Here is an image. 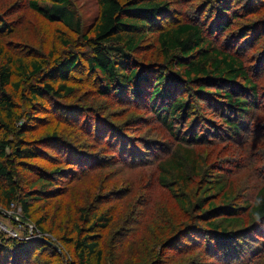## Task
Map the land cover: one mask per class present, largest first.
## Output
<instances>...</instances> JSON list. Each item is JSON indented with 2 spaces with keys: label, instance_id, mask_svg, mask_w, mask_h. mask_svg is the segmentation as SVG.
<instances>
[{
  "label": "trees",
  "instance_id": "obj_1",
  "mask_svg": "<svg viewBox=\"0 0 264 264\" xmlns=\"http://www.w3.org/2000/svg\"><path fill=\"white\" fill-rule=\"evenodd\" d=\"M96 1L98 18L82 36L87 42V50L82 53H87L84 59L89 73L100 82L97 93L124 101L122 104L126 106L148 108L171 129L177 122L182 124L186 119H192L189 122L192 131L187 135L189 140L181 139L191 146L207 142V136L214 137L217 120L225 126L222 131L225 135L221 139L230 142L264 130L263 125L258 124L257 115L264 107L260 98L262 88L252 79L249 61H245L243 56L248 49L257 48L262 43L264 60V19L232 30L235 21L253 13L260 0ZM28 4L49 22L62 21L71 31L83 34L81 20L69 0H52L51 4L44 5L29 0ZM171 17L175 18L173 22L167 20ZM11 25L0 15V34L12 32ZM150 34L158 36L163 60L158 66L145 65L136 57L135 52ZM65 43L68 46L71 42ZM0 52V203L6 210H11L12 205L21 208L22 220L13 224L22 226L24 233L13 237L0 232V264H34L36 253L46 248L55 249L49 242L34 238L36 232L45 233L43 225L47 220L44 214L35 218L34 211L38 203L62 192L63 188L55 176L62 168L50 173L39 168L36 180L26 179L19 169L28 167L25 161L37 157L39 148H54L56 144L61 145L66 161L77 165V168L68 170L70 177L88 175L96 169L97 159L94 154L65 143L56 132L40 138L34 146L27 144L28 128L25 126L31 125L32 117L37 115L34 107H46L49 100L54 104L52 109L57 110L58 119L66 122L67 116L74 113L79 119L84 116L86 128L95 124L88 120L87 111L78 104L67 106L76 91L73 81L81 79H75L76 73L82 70L80 52L69 48L65 55L55 58L51 52L41 55L28 50L18 56ZM259 66L260 63L256 65ZM176 74L182 75L184 81L180 82ZM261 76H264V66ZM187 84L194 87L189 89ZM184 86H187L188 95L180 94ZM19 98L26 106L24 111L19 110ZM64 109L67 110L62 113ZM207 112H212L215 117L208 116ZM96 123L108 126L107 122L101 123L100 120ZM97 124V136L101 135L102 140L107 137V141L115 139L107 144L113 147L120 145V155L127 153L133 167L146 165L148 159L133 156L135 149L129 147L137 143H133L120 127L110 123L108 128L101 129ZM121 132L124 137L120 136ZM144 147L149 149L147 143ZM145 150L138 149L144 157L149 154ZM172 150L169 159L160 163V181L170 187L176 202L186 212L197 207L200 223H203V226L188 223L190 226L180 230L175 237L181 241L185 236V241L190 243V233L198 234L203 241L195 242V247L205 243L206 264L264 263V183L254 197L238 200L243 197L235 195L233 189H227L230 184L228 177L222 172H204L199 163L200 155L192 147L177 145ZM245 161H248V152L241 159V162ZM260 171L264 176V168ZM73 172L74 175L71 174ZM200 173L205 183L195 202L186 197L183 190H175L174 184L182 182V187H185L191 174ZM219 195L223 197L222 207L215 203V197ZM81 212L86 226L77 224V236L68 241L73 244L82 263L95 260L96 264H102L104 253L94 230L107 227L110 217L99 212ZM244 212H247L246 216ZM257 215L259 221L255 218ZM246 218L249 219L248 224L245 223ZM29 221L36 225L31 238L25 231Z\"/></svg>",
  "mask_w": 264,
  "mask_h": 264
},
{
  "label": "rangeland",
  "instance_id": "obj_2",
  "mask_svg": "<svg viewBox=\"0 0 264 264\" xmlns=\"http://www.w3.org/2000/svg\"><path fill=\"white\" fill-rule=\"evenodd\" d=\"M36 1L44 5L51 4L52 0ZM69 1L81 20L82 35L71 31L62 21L49 22L29 7V0H0V15L7 22L12 23L13 30L7 34H0V50L7 51L13 56L28 50L37 51L41 55L51 52L53 58L65 55L69 48L80 52L82 70L79 74L76 73L75 79H81L73 81L76 91L67 106L78 104L87 111L88 120H92V124L96 125L97 120L101 123L107 122L108 126L97 124L101 129L108 128L110 123L120 127L127 136L131 137L133 143H137L133 145L127 141L132 144L129 148L135 149L133 156L148 160L144 166L133 167L127 153L120 155L118 149L120 145L113 147L107 144L109 141L113 143L115 139L107 141L108 138L105 137L102 140L101 135L97 136L95 125L86 128L87 125L83 122L84 116L79 119L78 115L72 113L64 122L57 118V110L52 109L54 104L50 100L46 107L35 106L37 115L32 117L31 125L25 126L28 128L25 140L27 144L34 146L40 138L52 136L56 132L57 137L62 141L65 140V143L69 142L75 148L94 154L97 166L86 176L70 177V174L67 175L68 170L77 168V165L66 161L61 145L56 144L54 148L49 146L44 150L39 148L37 157L25 161L28 167L23 166L25 169H19L20 174L26 179L36 180L38 176L36 171H40L39 168L48 173L55 172L56 168H62V171L55 175L60 185L56 184L63 188L60 190L62 192H58L57 196L46 198L35 206V218L43 214L47 216L43 225L45 233H35L36 225L30 221L25 229L29 233L27 235L29 238L35 233V239H43L58 249L46 248L41 253H36L37 259H33V263L96 264L95 260L82 263L76 256L73 244L68 241L77 236V224L86 226V222L81 219L83 216L81 211L86 210L88 214L99 212L110 217L107 227H96L94 230V234L99 236L100 249L104 253L102 264H206L208 257L205 255V243L198 248L195 247L197 243L203 241L198 234L196 236L190 233L189 238L192 241L190 243L185 241L187 240L185 236L181 237V241L175 237L180 230L190 226L187 225L188 223L197 226L198 224L203 226V223H200V211L197 207H193L189 213L186 212L176 202L170 187L162 185L160 163L169 159L172 149H176L177 145L192 147L200 155L199 163L204 168V172L224 173L230 182V187L228 186L227 189H233L235 195L243 197L238 200L250 196L252 198L264 183V176L260 171L264 168V130L254 136L249 135L247 138L230 142L221 139L225 135L222 132L225 126L217 120L218 128L214 131L215 136H207V142L191 146L181 139L189 140L187 135L192 131L189 128L192 119H186L182 124L177 122L171 129L148 108L137 109L123 105L124 101L120 102L116 98L100 95L97 93L100 82L95 75L89 73L84 59L87 53H82L87 50V42L82 36L94 26L99 14L98 4L96 0ZM166 1L174 3V0ZM254 10L253 13L235 21L232 30L251 26L252 23L254 25L256 21L263 20L264 0H260ZM173 19L175 18H167L168 21L171 20L170 22H173ZM157 37V34H150L135 52L136 57L145 65L158 66L163 63ZM65 41L71 42L70 45L66 46ZM262 50L261 43L257 48L248 49L243 56L245 61H249L250 67H248L252 79L262 88L260 98L264 104V76L260 78L264 66ZM258 63L260 66L256 67ZM176 76L180 82L184 81L182 75L176 74ZM187 86L189 89L194 87L193 84ZM187 86L180 90V94H187L188 89H185ZM18 100L19 110L24 111L26 109L24 102L21 98ZM62 104L66 106L64 102ZM207 114L215 117L212 112ZM257 115H259L258 124L264 127V107L259 109ZM123 132L120 133L121 137H124ZM96 138L98 139L95 140ZM145 143L149 145L148 150H145ZM139 148L149 154L146 157L142 156L138 151ZM160 149L161 153H159ZM247 152L248 161L241 162ZM232 169L235 170V175L232 174ZM71 174L74 175V172ZM204 183L201 173L191 174L185 187H182V182L174 184V187L175 190H183L185 196L195 202L202 193L200 189ZM221 195L215 197V203L220 207L224 205ZM21 214V208L13 205L11 210H6L4 204L0 203V232L6 233V230H11L18 235L24 234L22 226L13 224L15 221L21 222ZM243 215L246 216L247 212ZM245 223H249L248 218Z\"/></svg>",
  "mask_w": 264,
  "mask_h": 264
},
{
  "label": "built area",
  "instance_id": "obj_3",
  "mask_svg": "<svg viewBox=\"0 0 264 264\" xmlns=\"http://www.w3.org/2000/svg\"><path fill=\"white\" fill-rule=\"evenodd\" d=\"M12 206H13V205H12ZM5 232H6V233H9V234L12 235L13 237H18L17 232H13V231H11V230H6Z\"/></svg>",
  "mask_w": 264,
  "mask_h": 264
},
{
  "label": "clouds",
  "instance_id": "obj_4",
  "mask_svg": "<svg viewBox=\"0 0 264 264\" xmlns=\"http://www.w3.org/2000/svg\"><path fill=\"white\" fill-rule=\"evenodd\" d=\"M255 218L257 221H259V219H260L259 215H257Z\"/></svg>",
  "mask_w": 264,
  "mask_h": 264
},
{
  "label": "water",
  "instance_id": "obj_5",
  "mask_svg": "<svg viewBox=\"0 0 264 264\" xmlns=\"http://www.w3.org/2000/svg\"><path fill=\"white\" fill-rule=\"evenodd\" d=\"M56 249H58L57 247H55Z\"/></svg>",
  "mask_w": 264,
  "mask_h": 264
}]
</instances>
